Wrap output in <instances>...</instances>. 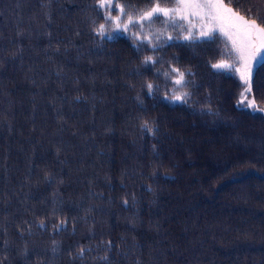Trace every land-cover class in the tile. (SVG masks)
<instances>
[{
    "label": "trees",
    "instance_id": "16d2710c",
    "mask_svg": "<svg viewBox=\"0 0 264 264\" xmlns=\"http://www.w3.org/2000/svg\"><path fill=\"white\" fill-rule=\"evenodd\" d=\"M228 6L264 20V0ZM90 18L93 0H0V259L264 264V117L237 107V74L210 67L230 57L224 38L141 53L126 35L97 37ZM153 54L162 63L141 64ZM169 60L197 74L187 104L163 99ZM252 84L264 108V64ZM79 246L91 251L74 260Z\"/></svg>",
    "mask_w": 264,
    "mask_h": 264
},
{
    "label": "snow or ice",
    "instance_id": "6c2138e0",
    "mask_svg": "<svg viewBox=\"0 0 264 264\" xmlns=\"http://www.w3.org/2000/svg\"><path fill=\"white\" fill-rule=\"evenodd\" d=\"M141 3L144 4L143 7H136L131 0H93V10L97 13L98 19L90 18L91 31L97 37L109 40L113 39L114 33L126 35L132 47L141 53L146 49L155 53L173 40L183 41L193 47L206 42H215L223 37L226 47H229L232 54V62H226L223 58L216 62L209 60L210 67L216 72L238 74L241 91L237 98V107L251 109L264 117V108L257 107L252 84L253 62L255 66L264 64V20L258 24L257 19L260 17L253 13V9L245 10L246 14L253 15L249 20L228 6L232 0H227V4L225 0H141ZM237 6L239 7V0ZM157 22L163 27H155ZM169 28L177 32V35L173 36ZM158 62L162 63L154 54L143 55L141 59V64L144 66H155ZM168 64L169 68L162 73L158 68L156 69L157 74L162 75L171 85V91H165L163 99L187 104L192 95L190 89L197 86L195 80L197 74L191 67L182 68L173 64L172 60H169ZM142 87L149 96L161 91L159 85L147 80ZM250 96L253 98L249 99ZM208 110L211 112L210 107ZM142 127L154 132L148 121H144ZM43 179L51 181L52 178L45 175ZM123 203L127 205L128 201L124 200ZM68 223L69 220L65 217L54 223L52 227L59 232L62 228H66ZM38 226L44 228L45 220L41 219ZM25 231L30 233L31 225L27 229L21 227L19 234L23 236ZM56 245L57 242L53 240V253L58 250ZM3 246H8L6 240L3 241ZM111 248L112 242H106L105 253ZM90 251V248L79 246L72 259L82 260ZM27 253V247L20 252L25 257ZM6 259L7 257L0 259V264H4ZM98 259L110 264L107 254ZM25 264L32 262L25 260Z\"/></svg>",
    "mask_w": 264,
    "mask_h": 264
},
{
    "label": "rangeland",
    "instance_id": "374dc122",
    "mask_svg": "<svg viewBox=\"0 0 264 264\" xmlns=\"http://www.w3.org/2000/svg\"><path fill=\"white\" fill-rule=\"evenodd\" d=\"M240 15H241V14H240ZM241 16H243V15H241ZM245 18H246V17H245ZM246 19H248V18H246ZM249 20H251V19H249ZM155 27L160 28V27H163V25H162L161 23L157 22V24L155 25ZM169 31L172 32V35H173V32H175V31H172L171 28H169ZM175 34H177V32H175ZM173 36H174V35H173ZM175 36H176V35H175ZM229 43H230V42H229ZM226 62H229V63L232 62V54H231V52H230V57H229L228 60H226ZM255 68H256V66H255V63L253 62V67H252V79H253V74H254ZM237 76H238V74H237ZM252 98H253L252 96L249 97V99H252ZM256 104H257V103H256ZM257 107H258V105H257ZM258 108H259V107H258Z\"/></svg>",
    "mask_w": 264,
    "mask_h": 264
}]
</instances>
